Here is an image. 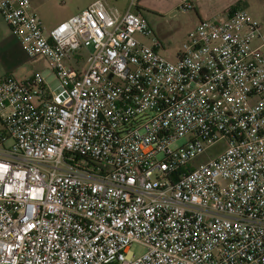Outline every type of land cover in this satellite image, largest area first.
Wrapping results in <instances>:
<instances>
[{
    "label": "built area",
    "instance_id": "1",
    "mask_svg": "<svg viewBox=\"0 0 264 264\" xmlns=\"http://www.w3.org/2000/svg\"><path fill=\"white\" fill-rule=\"evenodd\" d=\"M134 6L94 0L47 28L0 0L57 81L0 76V264H264L262 22L202 20L169 61Z\"/></svg>",
    "mask_w": 264,
    "mask_h": 264
},
{
    "label": "crops",
    "instance_id": "2",
    "mask_svg": "<svg viewBox=\"0 0 264 264\" xmlns=\"http://www.w3.org/2000/svg\"><path fill=\"white\" fill-rule=\"evenodd\" d=\"M29 2L30 8L50 28L83 10L81 9L76 13L70 11L58 12L57 9L52 7L53 17L52 19H46L43 8L50 9V0H29ZM128 3L129 0H113V4L120 10L126 9ZM186 3L190 5L189 8H179ZM236 9H245L255 19L262 22V29L264 30V0H135V6L133 7V10L141 13L149 12L160 16H168L170 20L190 15V28L184 33L183 41L200 21L213 19ZM154 37L156 38L155 34ZM148 42L152 44L151 39H148ZM46 68H49V65L44 58L30 59L26 55L20 42L10 34L8 27L0 16V76L11 75L20 81L31 77L34 73H39L42 78V75L46 73ZM27 69H30L29 74H27L29 71Z\"/></svg>",
    "mask_w": 264,
    "mask_h": 264
},
{
    "label": "rangeland",
    "instance_id": "3",
    "mask_svg": "<svg viewBox=\"0 0 264 264\" xmlns=\"http://www.w3.org/2000/svg\"><path fill=\"white\" fill-rule=\"evenodd\" d=\"M92 0H50V9H45L44 14L46 19H52L53 14L51 13V8L54 7L58 10V12H73L76 13L77 11L84 9L89 2ZM144 17L147 19L149 26L153 33L155 34L157 40L160 42L161 47L159 53L167 58L169 61H174L183 41L184 33L189 30V16H181L174 20H170L168 16H160L154 13L145 12ZM261 16V15H260ZM45 27V23H43ZM50 28V27H47ZM141 42L151 45L148 42V39L141 38L140 36H136ZM27 74H29L30 69ZM32 71V70H31ZM46 73L42 75V79L46 82L51 90H54L57 86V81L55 78L54 73L51 69L46 68ZM2 130V126L0 124V131ZM187 142V138H183L182 140L175 142L173 144V148L180 147L184 143ZM12 144L11 140H7L4 142L3 147L8 148ZM223 148V144H219L217 147L212 149L211 151L204 153L191 161L188 166L190 168H197L199 165L204 164L208 161V159L215 155L217 150H221ZM131 251L134 253L135 256H140L144 253V248L139 245H133L131 247Z\"/></svg>",
    "mask_w": 264,
    "mask_h": 264
},
{
    "label": "trees",
    "instance_id": "4",
    "mask_svg": "<svg viewBox=\"0 0 264 264\" xmlns=\"http://www.w3.org/2000/svg\"><path fill=\"white\" fill-rule=\"evenodd\" d=\"M0 135H4V131L3 130L0 131Z\"/></svg>",
    "mask_w": 264,
    "mask_h": 264
}]
</instances>
